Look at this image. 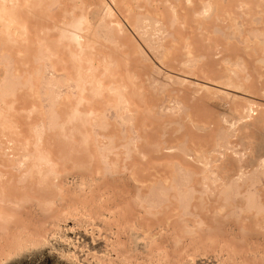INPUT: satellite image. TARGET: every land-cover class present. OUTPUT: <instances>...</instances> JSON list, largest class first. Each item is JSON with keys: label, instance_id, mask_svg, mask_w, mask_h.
I'll use <instances>...</instances> for the list:
<instances>
[{"label": "bare ground", "instance_id": "1", "mask_svg": "<svg viewBox=\"0 0 264 264\" xmlns=\"http://www.w3.org/2000/svg\"><path fill=\"white\" fill-rule=\"evenodd\" d=\"M195 6L198 8L197 10H195ZM160 7L163 9H165V7L167 8L165 12L167 15L164 14L165 17L169 16V20L166 18L168 20L167 24L165 23L166 20L165 22L163 21L164 18H162V12H160L163 9L159 11ZM55 12L57 14L56 16H54ZM189 12H192L190 17H193V23L191 24H194L196 21L195 19L199 18L200 24L196 23L197 26L194 24V27H197L199 32L205 36L200 35L206 37L208 41L211 38L209 36L212 32L222 33L225 37L224 39L228 41L230 39H236V37L240 41L239 45L241 46L242 54L234 61L224 59L222 61L224 69L220 72V75L217 76L216 79H209L211 77L206 79L244 94L236 95L234 93L222 92L219 89L210 88L201 83L190 84L191 86L194 85L197 87L194 91L196 93L205 91L206 98L210 101L209 104L211 106L216 105V109H221L222 111V113L219 112V117H216L217 119L214 118V123L217 120L219 126L220 124L223 125V128L220 129V133H218V137L214 139H218V141L216 140V145H213L214 148L210 150L207 146H209L211 142L204 140V138L202 139V137H198V139H202L205 144H202L203 142L195 144L193 141V147L190 148L185 145L186 142L184 141V147H179L180 145L182 146L183 143L182 141L180 144V140L176 142L177 145L179 144L178 146L170 145L164 147V149L162 147V151H166L165 154L171 153L172 157L169 155L170 158L166 159L168 158V156H166V161H154V164L153 162L151 163L155 165L152 169L153 173L150 174L151 176L149 175V178L151 177L152 179L142 180L144 174L139 172L141 167L139 169L135 168L137 164L134 166L135 170H133L138 172L136 176L139 175V173L143 174L142 176L140 175L142 178L137 176L139 179L137 177L131 179L133 180L132 182L136 183L138 186H149L148 188L152 186L151 191L154 195L166 197L168 203H171L170 199H174L177 201L176 203H180L181 199L193 201L192 199L194 198H197L202 204H207V202L212 201L213 205H215L213 207V214L217 216L224 214V221L221 222L224 223V226L226 224L228 228L227 231H229L228 234L230 235L227 237L228 240H224V238L220 239L221 236L217 241L214 240L216 238H210V236L206 235H204L203 238L199 233H202L200 231H203L205 228L208 229V224L205 220L200 219L194 214L193 219L191 218L192 220L184 219L180 221V226L178 224L173 230L174 233L172 232V238H174L175 244L183 242L181 240L184 239L185 242L188 241V243H190L187 245H191L192 247L190 249H185V251H181L178 255L177 253H175V255H169L164 247L161 248L157 246L156 241L169 234L170 230L167 228L172 225V222H175L173 218L178 216L177 213L179 210V207H173V209L171 208L172 210L169 208L170 213L171 211L173 213L166 214L164 222L160 223L158 227L161 228L160 230L167 232L165 235L161 234L160 231V233H154L155 230H152L155 222L158 220L154 222V225H149L153 222L142 223L144 222L143 220L138 224L135 222L137 219L131 223L122 221V223H119V221L115 222V224L118 223V226H116V228H118L117 232L111 235L109 234L107 240L104 241V245L102 244L97 247V254L94 252V256L99 264H105L107 262L113 264H185V262L189 263L194 255L199 254L204 258L207 253L217 255L220 258H218L219 260L222 259L223 264H241L240 258L243 252L244 254L247 253L250 256L249 259L252 261L247 262L248 260H246V263H244L245 261L243 262L242 260L243 264H253V260H258V264H264V105L256 98H264V0H0V40L4 44H8L6 45L7 47L17 45L21 48V51H19L22 54H24L29 47H38L40 58H38L37 61L43 62L49 60L52 56V47L54 44H58L61 48L68 51L72 66V73L68 77L71 76L75 78L76 83L74 87L77 89L75 98L70 101L71 103H68L70 104V109L68 121H66L71 124L68 135L71 136L70 138H74L75 136L81 137L83 143L87 145H89L91 138L95 143H98V138H100L98 133L91 135L89 131L83 130L84 126L88 124L89 121L93 120L96 122L101 116L98 110L85 106V103H89L90 99L100 98L103 94V76L100 78L95 77L97 66L94 62L96 54L98 56L101 55L97 52L101 47L100 41H106L108 42L106 45H113L117 50H120L122 53L117 52L115 54L122 56L126 66L136 57L138 59V62L136 60L138 66L144 68L146 60L144 58V49L140 42L144 43L154 53L160 50L161 58L158 57L160 61L169 58L179 42V38L174 37L177 36L175 35L177 33L172 34L170 27L180 26L182 29H186V31H188V29L192 30L189 23L190 21L192 22V20H187V18H189L188 15H190L188 14ZM209 20L214 23V27L210 29L206 26ZM218 25L224 26L225 30L222 29L223 31L221 32ZM211 29L215 31H211ZM134 34L137 35L139 40ZM167 38H171L168 40L170 41L169 46L168 44L163 45L165 40L167 42ZM184 42L182 46L185 51L183 53L184 59H181L179 63L184 68L188 69V74L196 75L195 69L198 66H196L195 63L197 61L195 57H193V44L189 37L185 38ZM208 43H210V41ZM214 44L213 41L211 47L214 46ZM157 45L159 46L156 47ZM219 47L220 46H217L216 48L218 49ZM100 62L104 65V72H110L109 69L114 70L117 67L114 66L115 62L112 60L111 55H103ZM127 68L129 67L127 66ZM205 71L207 72V70ZM166 75L168 74L166 73ZM126 76L127 79H125V82L122 80L117 84L114 83L111 86L105 87V89L110 92L118 93V96H120L117 100L118 104H124L126 106L125 110L131 107V105H128L129 101L127 100L126 91H130L129 86L133 84H130V82H133L137 77L134 72L130 71H127ZM54 86L58 88V86ZM168 87H170V85H168L167 88ZM120 88L124 89L125 93L121 92ZM219 93H222L228 99V104L225 109H222V104L220 101H217ZM129 94L131 95L132 92H129ZM113 98L115 97L111 99ZM170 103L169 106H171L167 107V109L171 110L172 114L173 112H179L181 110V103L179 101L171 100ZM197 115L198 114H196V116ZM196 116L185 114V121L192 124L191 126H195L194 128L198 126L197 128H199V130H206L208 126L205 127L206 124L203 123L204 119L202 121L201 118L199 119V117ZM210 120L211 119H209V121ZM100 122H102V120H100ZM210 122L213 124V120ZM126 123H129V121ZM80 124L81 127L78 126ZM82 125L84 126L82 127ZM98 126L104 127L102 125ZM210 126L213 127L214 125ZM217 128L220 127L217 126ZM129 135L131 138L128 137ZM128 136L127 140H125L126 138L124 139L125 141L122 138L120 140H122V142L124 141L125 144L128 143V146L130 144V146L135 148V151L140 153H138L139 157L137 158L140 159L141 156L142 160L146 159L149 156L147 153L150 151L146 153L141 151L138 147L139 138L137 131L131 130ZM107 138L106 143H101L100 152H105L104 150H107V147L112 144L115 145L113 141L116 138L114 136ZM141 138L140 142L142 140ZM194 140L196 141L197 138H194ZM190 142H188V144ZM196 142H198V140ZM123 143L122 146L125 147L122 148H126V145H123ZM154 143L156 142L154 141ZM163 143L165 142L163 141ZM163 143L162 145H165ZM212 144L214 143L212 142ZM128 146L127 148H129ZM161 146L160 143L152 144V152L158 151V153H160ZM102 147H105V149L102 150ZM125 150V152L130 151H128V149ZM99 151L98 153H100ZM134 153L136 154V152ZM213 155L216 156L214 157ZM49 156L50 154L47 151H37L35 158L30 162V170H32L33 174L38 176V178H42L43 181L44 179H49L51 183L48 184L49 182L47 183V181L46 183L48 185H53V187H55L54 189L61 192V187L59 185H61L62 182L66 184L65 178H67V176H64V178L59 177L60 175L57 172L58 165L54 163ZM124 156H126V154ZM129 156H131V154ZM134 158L133 161L135 160ZM128 159L130 158L128 157ZM18 162L21 164V161ZM138 165H140V163H138ZM43 172L46 174L45 177L42 175ZM33 174L32 176H34ZM48 175L53 178L46 177ZM133 175L135 174L133 173ZM147 175L148 174L144 175V177ZM78 176H73V180H76V182L72 184V190L74 188L78 189V193L83 192L82 194L93 188L95 183L99 180L96 177ZM59 182L61 183L59 184ZM47 184L45 185L47 186ZM64 184H62V187ZM46 186H44V188H46ZM141 187H139V190ZM4 189L5 187L1 182L0 264H9L19 257H25L35 252H39L46 257L48 256L47 259L52 264H61V262L66 264L75 263L77 260L76 248H84V246H80L81 244L79 246L75 245L72 238L69 237V234L71 231L73 232L74 228H83V224H85L84 220L79 218L78 221H74L72 219L73 225L69 226L68 222L73 214H71L68 211L69 208L66 207L64 210L62 209L63 212L61 214L59 213L60 216L57 215V219H52L54 216L51 215L52 213L50 214L52 216L50 219L56 220L53 221L56 229L54 228L55 230H52L50 233L46 230H42L41 232H26L24 228H19V226L17 228L15 226L13 231L10 228V221L14 218V214H12L11 211L14 212L17 206L20 207V205L23 206V204L26 203H30L35 207L41 205L44 211L49 212L50 209L47 210L46 207L51 208L52 203L55 204V202H50L53 201L54 198L48 201V195L46 196L47 201L43 199H41L43 201H35V198H32L30 194H24L25 192H18L24 194L19 197L9 196ZM46 189H48V187ZM31 190H33V188ZM57 190H55V192H57L55 195L58 197L60 192ZM43 191L45 193L47 190L43 189L42 194H44ZM73 192H76V190ZM30 193H32V191H30ZM36 193H38V191ZM105 196H108V194ZM41 197H43V195ZM50 197L52 198V196ZM99 198H101V196L97 197V200ZM59 199L58 202L61 201L63 203L64 200ZM138 200H140V197L137 201ZM198 200L196 202H198ZM93 202L94 200L92 203ZM138 202V204H140V201ZM31 205L30 208L33 207ZM171 205L172 203L170 207ZM82 206L80 205V207ZM90 206L91 205H89V207ZM168 207L169 204L165 206V208ZM74 208L78 209L79 206L78 208L74 206ZM143 208L144 207H142V209ZM202 208L200 209L202 210ZM42 209L40 208L41 211ZM149 209L148 211L150 212L152 208ZM82 211H84V209H82ZM93 212H95V210H93ZM54 215H56V212ZM90 215L91 214H89V216ZM93 215L95 214L93 213ZM100 215H102V213ZM96 216H94V218H96ZM102 216H105L107 219L108 215ZM114 217L113 215V219ZM92 218L90 220H92ZM109 218L112 219V217ZM115 218H118L117 215ZM215 219H217V217ZM220 219L221 217L219 220ZM90 220L87 219V222ZM124 221L127 220L124 219ZM216 221L214 222H219L218 220ZM91 222L92 221L88 224L90 225ZM93 222H95V219ZM88 224H86V226ZM126 224H128L126 227L129 228V234L127 229L125 231ZM86 226L85 228H87ZM105 227L107 228V226H104V228ZM176 230H178L179 233H177ZM124 231L126 235L128 234L127 239L125 240L124 238L125 241L119 236L124 235ZM210 232H212V230ZM207 233L209 232L207 231ZM159 234L160 237L161 235L163 237L160 238ZM216 236L218 237V235ZM52 237L53 239H51ZM167 238L168 240L170 239L169 236ZM59 241H61L59 244H55V242ZM241 244H246L248 248H241ZM95 248L96 247H93V249ZM246 257L248 256L246 255ZM188 259L189 261H187Z\"/></svg>", "mask_w": 264, "mask_h": 264}, {"label": "rangeland", "instance_id": "2", "mask_svg": "<svg viewBox=\"0 0 264 264\" xmlns=\"http://www.w3.org/2000/svg\"><path fill=\"white\" fill-rule=\"evenodd\" d=\"M161 9L163 8L160 7L159 11ZM166 9L167 8L165 7V9H163L164 11L161 10L160 12H162V18H164L163 21L165 22L166 20L165 23L167 24L169 16L165 17V15H167L165 13ZM197 9L198 8L195 6V10ZM167 13L169 14L168 11ZM54 14V16L57 15L56 12ZM188 14L190 15H188L189 18H187V20H192L193 17H190L192 15V12H189ZM195 20V26H197L196 23L200 24L199 18H196ZM207 22L209 23H207L206 26L209 29L214 27L213 22H210V20ZM189 23L192 27V30L188 29V31H186V29H182L180 26H175L173 28L170 27V31L172 32V34L177 33L175 34L177 36L174 37L179 38V42L176 49L173 50L172 55L169 58L163 59L162 61L158 59V57L161 58L160 50L159 52L154 53L144 43L140 42L144 49V58L146 60L145 64L143 63L144 68H140L138 66V59L136 57H134V60H131V62L127 65L129 68H127V66L124 64L122 56L119 54H115L117 52H120V50H117L113 45H106V43H108L106 41H100L101 47L97 52L101 55L98 56L96 54L94 62L97 66L95 77L100 78L101 76H103V94L100 98L90 99V102L85 103V106L87 108L98 110L101 113V116L98 120H96V122L91 120L85 126L82 125V127L84 126L83 130L89 131L91 135H95V133H98L100 135V138H98V143H95L91 138L89 141V145L83 143L81 137L79 136L70 138L71 136L68 135V131L71 129V124H69V122L67 123L68 113L70 109V104L68 103H71L70 101L75 98L77 92V89L74 87L76 83L75 78L71 76L68 77L72 73V66L70 63L68 51H66L64 48H61L58 44H54V46L52 47V56L49 60L43 62L39 60L37 61V59L40 58V51L38 52V47H29L28 50H26L24 54H22L20 52L21 48H19V46L16 45L7 47L6 45L8 44H4L0 40V183L2 182V185L5 187L4 191L6 192V194L8 193L7 195L9 196L12 195L13 197H19L20 195L30 194L32 198H35V201H47L48 197V201L54 198L53 201L50 202H55V204L52 203L51 208L46 207L47 210L50 209L49 212L44 211L41 205H38L39 207H35L30 203H26L23 204V206L25 205L24 207L22 205H20V207L22 206L21 208L17 206V209H15L14 212L11 211L12 214H14V218L10 221L11 230L15 229V226L16 228L19 226V228H24V231L26 232H41L42 230H46L50 233L52 230L56 229V226L54 227L53 222L56 220L52 219H57V215H59V213L61 214L64 208L68 207V211L73 214V216L75 211L74 218L72 216L71 219H69V226L73 225V220L78 221L79 218L83 219L85 223L83 224V228H74L73 232L71 231L69 234V237L72 238L75 245L79 246L81 244L80 246H84V248L79 247V250L76 248V264H99V262L96 260V257L94 256V254L98 250L97 247L102 244L104 245V241L107 240V236H109V234L111 235L114 232H117L118 228H116V226H118V223L115 224V222L118 221L119 223H131L137 219L135 222H137L138 224L143 220L144 222L142 223L153 222L149 225H154V222L158 220L157 222H155V229L153 227L152 230H155L154 233L161 232V234L163 235L167 234L166 231L163 230V233V231L160 230L161 228L158 227L160 223L164 222L166 214L173 213L172 211L170 213V209H173V207H179L177 213L178 216L173 218L175 222H172V225L167 228L168 230H170L169 234L164 237L162 235L160 237L159 234V237L163 238L156 241L157 246L161 248L164 247L169 255H175V253H177L178 255V253H180L181 251H185V249H190L192 247L191 245L188 246L187 244L190 243H188V241L185 242L184 239L181 240L183 242L180 241L181 243L178 242L177 244H175V240L174 238H172V234L174 233L173 230L178 226V224L180 226V221L184 219L192 220L194 214H196V216H198L200 219L205 220V222L208 224V229L205 228L207 230H203L206 234H204L202 230L200 231L202 233H199L203 238L204 235H206L210 236V238H216L214 240L217 241V239L219 240V237L221 236L220 239L224 238V240H228L227 237H229L230 235L228 234L229 231H227L228 228L226 224L224 226V223L221 222L224 221V214L218 215L221 217L220 220V217L213 214V207L215 205H213L212 201L207 202V204H202L197 198H194L192 199L193 201L181 199L180 203H176L177 201H175L174 199H170L172 203L170 207L171 203H168V199L166 197H163L162 195H154V193L151 191L152 186H150V188H148L149 186L141 187L140 185L138 186L136 183L132 182L133 180L131 179L137 176L141 177L143 174L148 175L145 177L143 175L144 179L141 177L142 180L150 179L151 177L149 178V175L153 173L152 169L155 166L151 163L153 162L154 164L156 161L163 162L166 161V159H169L172 154H165L166 151L163 152L162 150L166 146H178L179 144L177 145L176 142H179L180 140L181 141L179 143L181 144L182 141L183 143L182 146L180 145L179 147H184L183 144L186 142L187 144L185 143V145L192 148L193 141L195 144L202 142V144H205L202 140L203 138L204 140L211 142V144L209 143L210 147L207 146L208 149L212 150V148H214L213 145H216L218 139H216L217 141L214 139L218 137V133H220V129L223 128V125L220 124L219 126V122L217 123V120L215 122V125L214 120L217 119L216 117H219L218 114L219 112L222 113V111L221 109H216V105L211 106L209 104L210 101L206 98L205 91H200L198 93L194 92L196 90L195 88L197 87L194 85L191 86L192 83H201L202 85H207L210 88L219 89L222 92L234 93L236 95L244 94L242 92L227 88L225 86H221L206 79L209 77H211L209 79H216L217 76L220 75V72H222V70L224 69V65L222 63L224 59H230L231 61H234L242 54V49L239 45L240 41L237 39V37L236 39H230L228 41L224 39L225 37L222 33L219 34L220 32H212V34H210L209 36L211 37L209 40L210 43H208L209 41L206 39V37H202L205 35H202V33L199 32L198 28H195L194 24H191L193 23V20ZM220 26L222 25H218V28L221 29V32L223 31L222 29L225 30L224 26ZM211 31L215 30L211 29ZM134 36L139 40L137 35L134 34ZM188 37L193 44V57H195L197 61L195 63L196 66H198L196 68L197 70L195 69L196 75L188 74V69L184 68L179 63L181 59H184L183 53L185 51L182 46L185 43L184 39ZM169 39L167 38V42L165 40L163 45L168 44L169 46ZM213 41L215 43V47H211V44L213 45ZM216 43L217 46H220L218 48L219 50L216 48ZM158 46L159 45H157L156 47ZM103 55L112 56V60H114L115 62L114 66H117L116 69H109L110 72H104V65H102L100 62V59ZM204 69L207 70V72ZM127 71L134 72L137 77L133 82H130V84L133 83L129 86V92H132V94L130 95L129 92L126 91L127 100L129 101L128 105H131V107L125 110L126 106L124 104H118L117 100L118 97H120L118 96V93L110 92L106 90L105 87L111 86L114 83L117 84L122 80H124L125 82V79H127ZM166 73L168 75H166ZM66 79H68L69 81ZM54 85L58 86V88ZM168 85H170V87L167 88ZM120 91L125 93V90L122 88H120ZM112 97L115 98L111 99ZM256 98L261 104L264 105V98ZM171 100H177L181 103V110L179 112H173L172 114L171 110L167 109V107L171 106H169V104H171ZM217 101H220V103L222 104V109H225L227 107L228 99L222 93L218 94ZM185 114L195 116L196 114H198L196 117H199V119L201 118L202 121L204 119L203 123L206 124L205 127L208 126L207 129L209 127L210 128L208 130L206 129V131L199 130V128H197L198 126H196V128L198 129L197 130L196 128H194L195 126H191L192 124L185 121ZM209 119L213 120V124L212 122H210L211 120L209 121ZM100 120H102V122H100ZM128 121L129 123H126ZM98 125H102L104 127ZM210 125L214 126L212 127ZM78 126L81 127V124ZM217 126L220 128H217ZM131 130L137 131L139 138L138 147L140 148V150L146 153L147 151H150L147 153L149 154V156L146 159L142 160L141 156L140 159L137 158L139 157L140 153L138 151H135V148L130 146V144L129 146L127 145L128 143L125 144L124 141L128 139L127 136ZM130 135L128 137H130ZM110 136H114L116 138L113 141L115 145L112 144L113 146H108V151L104 150L105 152H100L99 150H101V143H106L108 139L107 137ZM192 137L197 138L198 142H196L197 140L195 141ZM198 137H202V139L199 140ZM121 138L123 140L126 138L123 141L124 143L122 142V140H120ZM140 138L142 139L141 142ZM154 141L156 143H160V146L162 145L163 141L165 142L163 143L165 145L161 146V149L159 151L160 153H158V151L152 152L151 145L156 144L154 143ZM170 142L172 143L169 144ZM188 142L190 143L188 144ZM212 142L214 144H212ZM122 143L123 145H126V148H122L125 147L122 146ZM127 146L129 148H127ZM103 149H105V147H102V150ZM125 149H128V151L130 150V153L125 152ZM37 151H47L50 154L49 158L58 165L57 172L60 175L59 177L64 178V176H67V178H65L66 184H64L63 182H59V184L61 183V185L58 184L61 187V192L57 189H54L55 187H53V185H48L51 183L49 179H44V183L42 178H38V176L34 175L32 170H30V162L33 158H35ZM98 151L100 153H98ZM134 152H136V154ZM125 154L126 156H124ZM130 154L132 157L129 156ZM127 156L130 159H128ZM156 156H158L159 158ZM166 156H168V158H166ZM213 156L215 157L216 155ZM133 158L137 161H133ZM140 160L141 162H143L141 163ZM18 161H21V164H19ZM137 162L140 163V165H138ZM134 166H136L135 168L138 169L141 167V169H139V172L143 174L139 173V175L136 176L138 172L134 171ZM133 173L135 175H133ZM32 174L35 177L32 176ZM30 175L33 177V179ZM42 175L43 177H45V172H43ZM78 175H84L85 177L88 176L91 178L96 177L99 180L95 183L93 188L87 190L88 192L85 191L84 194H82L83 192H79V194L78 189L74 188L76 192H73L75 191L74 189L72 190V184L76 182V180H73V176ZM46 177L52 176L48 175ZM46 181L47 183H49L47 184ZM45 184H47V186ZM62 184H64L63 187ZM44 186H46V188L48 187V189L44 188ZM30 187H32L33 190H31L32 188ZM139 187H141L140 190ZM42 188L47 190V193H44L43 191L44 194H42ZM55 190L59 191L61 195L58 192L59 195L57 194V197L55 195L57 193L55 192ZM30 191H32V193L34 192L33 195L32 193H30ZM37 191L38 193H36ZM18 192L25 193L23 194ZM107 194L108 196H105ZM42 195L43 197H41ZM50 196H52V198ZM100 196L101 198L97 200V197ZM139 197L140 200L138 201H140V204L142 205L138 204L139 202L137 201V199H139ZM58 199L64 200L63 203L61 201L58 202ZM93 200L94 202L92 203ZM197 200L198 202H196ZM94 203H96L97 205ZM116 203L119 205H117ZM167 203L169 204V207L165 208V206L168 205ZM27 204L33 206L34 209L33 207L30 208V205ZM77 204L83 206L80 207V205ZM73 205L77 208L79 206V210L74 208ZM89 205H91V208L89 207ZM118 206L120 207V209ZM142 207L144 208L142 209ZM40 208L42 209V211L40 210ZM92 208L93 210H95V212H93ZM149 208H152L150 212L148 211L150 210ZM200 208H202V210ZM82 209H84V211H82ZM118 209L121 210V214L120 212H118ZM86 211L92 216H89ZM55 212L56 215H54ZM92 212L95 215H93ZM98 213H102V215L106 216L108 215L107 219L105 216H102ZM108 213L112 214L109 215ZM50 214L54 217H52ZM115 214L118 218H115ZM113 215L115 216L114 219ZM94 216H96V218H94ZM215 216L217 217V219H215ZM50 217H52V219H50ZM109 217H112V219ZM91 218L92 220H90ZM87 219L92 222L95 219V222H93L95 225L92 222L89 225L88 223L90 221L87 222ZM124 219H126L127 221H124ZM216 220H218L219 222L216 223ZM102 222L107 223L103 224ZM111 222L114 224H112ZM221 223L223 226L221 225ZM86 224L88 225L86 226ZM85 226L87 228H85ZM104 226H107V228H104ZM126 226H128V224L125 225V231L127 229L128 232L129 228H127ZM210 229L212 230V232H210ZM207 231L209 233H207ZM176 232L179 233L178 230H176ZM128 234L126 235L125 233V236H119L121 237V239L123 238L124 240L125 238L126 240ZM216 235H218V237ZM168 236L170 238L169 240L167 238ZM51 239H53V237ZM60 242L61 241L55 242V244H59ZM92 246L96 248L93 249ZM241 246V248H248L246 244H241ZM243 254L244 252L242 253V257L240 258L241 264H243L244 261V263H246V260H248L247 262H252L249 259L250 256L247 253L244 255ZM246 255L248 257H246ZM47 258L48 256L46 257L44 255H41L39 252H35L25 257H19L11 261V263L9 264H52ZM218 258L219 257L213 253H207L204 258L202 255L197 254L194 255L192 260L189 261L188 259L187 261H189V263L185 262V264H223L222 259L219 260L220 258ZM45 260L47 261V263ZM253 261V264L259 263L258 260ZM61 264L66 263L61 262ZM105 264L113 263L107 262Z\"/></svg>", "mask_w": 264, "mask_h": 264}]
</instances>
